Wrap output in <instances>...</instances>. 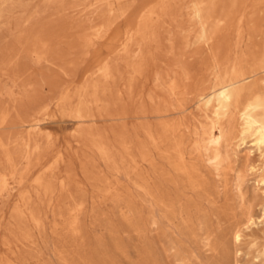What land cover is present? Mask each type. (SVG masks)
Wrapping results in <instances>:
<instances>
[{"label": "rangeland", "instance_id": "obj_1", "mask_svg": "<svg viewBox=\"0 0 264 264\" xmlns=\"http://www.w3.org/2000/svg\"><path fill=\"white\" fill-rule=\"evenodd\" d=\"M167 2L0 0V264H148L146 216L180 210L208 217L196 264H264V149L238 137L264 0Z\"/></svg>", "mask_w": 264, "mask_h": 264}, {"label": "bare ground", "instance_id": "obj_2", "mask_svg": "<svg viewBox=\"0 0 264 264\" xmlns=\"http://www.w3.org/2000/svg\"><path fill=\"white\" fill-rule=\"evenodd\" d=\"M198 11H196V15H195L196 19L198 20L197 22L199 23L200 26V34L198 37H196L197 40H199L200 37L202 38L205 36L204 22ZM152 13L150 14L151 16ZM260 65H261L259 66V69L261 70L260 72L264 73V47L262 49V60ZM104 73H107V71H105ZM252 74L253 72H249V73L242 72L239 74L238 80H240V82H245L248 79H251L250 75ZM262 83L264 85V77ZM229 91L225 89H221L219 90V92H217L216 104L214 107L215 108L214 113L216 114V116L223 115L226 113L229 102L232 99V95L230 94ZM256 95L250 94L247 99L245 97V101L242 105V108L238 112L239 122H240L238 137L243 140L246 137H255L254 139L256 145L259 147L262 146V148L264 149V95L263 98H260V94H258L259 97H257ZM88 101L90 100L87 99L86 102ZM81 117H83V115H81ZM211 136L206 138V139L209 138L207 143L209 144V147H212L213 145H215L216 147L217 141ZM183 213L184 210H180L179 212L174 214L170 213V215L146 216V229L149 236L148 255H147L148 264H154L155 249H156L158 264H196L198 260L195 253L196 249L205 254L211 251L210 250L211 234L209 233V228L207 226L208 217L206 215H183ZM154 234H156V240H154L153 237ZM232 238L234 242L238 241V231H235L233 233ZM172 250L176 252V255L173 261L168 262V252H171ZM236 257L237 255L234 257L232 264H239L236 260ZM215 264H220V263H215Z\"/></svg>", "mask_w": 264, "mask_h": 264}]
</instances>
